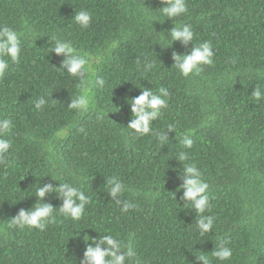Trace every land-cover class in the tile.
<instances>
[{
  "label": "trees",
  "instance_id": "trees-1",
  "mask_svg": "<svg viewBox=\"0 0 264 264\" xmlns=\"http://www.w3.org/2000/svg\"><path fill=\"white\" fill-rule=\"evenodd\" d=\"M186 3L188 12L171 20L158 10L160 0H0V24L24 42L20 62H10L0 82V119L13 121L5 137L11 136V153L0 165V264H68L72 258L79 264L88 246L84 236L107 234L130 245L141 264H197L195 256L203 253L211 264H264V99L250 96L257 85L264 89V0ZM80 10L92 14L87 28L72 20ZM174 24H190L194 44L210 41L221 51L227 61L219 53L221 70L181 77L172 53L186 54L193 45L171 46L164 35ZM53 36L88 55L90 81L105 80L103 88H91L86 112L69 109L62 96L70 100L82 90L78 78L53 68L46 50ZM38 85L56 95L40 111L33 97ZM161 86L170 92L168 108L153 128L174 127L165 146L153 134L137 137L124 129L127 100L141 88ZM177 107L193 115L176 118L171 111ZM185 135L194 141L191 149L182 148ZM182 150L210 186L204 215L215 223L203 237L190 203L177 193L183 166L175 158ZM50 177L75 183L91 198L82 218L56 214L44 231L9 227L20 209L34 206L39 183L59 186ZM111 177L124 182L121 198L136 208L123 213L111 201ZM155 189L161 195L154 197ZM45 202L57 211L62 203L55 193ZM221 242L232 249L229 261L211 256Z\"/></svg>",
  "mask_w": 264,
  "mask_h": 264
},
{
  "label": "clouds",
  "instance_id": "clouds-1",
  "mask_svg": "<svg viewBox=\"0 0 264 264\" xmlns=\"http://www.w3.org/2000/svg\"><path fill=\"white\" fill-rule=\"evenodd\" d=\"M160 3L164 6L158 10L164 17L171 20L188 12L186 0H160ZM72 20L81 28H87L92 21V14L88 10H80L75 12ZM194 36L195 33L190 24H174L167 37L164 35V38L170 42L171 46L174 42H179L185 48L190 43L193 45L186 54L172 53L173 67L184 78L199 75L201 71L209 74H215V72L220 71L221 64L218 62V56L221 53L224 61H226L225 55L216 47H213L210 41L194 44ZM23 43L20 33L6 24H0V82L4 83L3 77L9 69L10 62L12 64L20 62ZM48 43L51 46L46 48V50L55 60L53 68L58 70V74L66 79L67 76L79 79L81 94L71 97L70 100L68 95H62L65 100L69 101L68 108L81 113L86 112L90 106L89 92L91 88H103L105 80L99 76L94 81H90L87 78L88 73L91 71L89 66L90 58L87 54H81L71 43L54 36L50 37ZM57 60L60 65L57 64ZM144 67L146 71H150L153 64L147 63ZM234 79V73H230L228 75L230 83L233 84ZM2 88L0 87V94ZM35 89L38 91L33 97H39L34 104V109L37 111L43 109L48 103L47 100H55L56 98L54 94H47V90L43 86H35ZM250 96L259 102L264 99V89L257 85ZM169 97L170 92L164 86L159 87L155 91L152 88H141V94L138 97L127 100L130 107H127L126 128L124 129H128L131 135L137 137L153 134L160 145H167L170 141L169 133H174V127L168 125L165 130L156 131L153 128V123L161 118L164 110L168 108ZM198 108L205 110L209 107ZM193 111L187 107H177L172 109L171 112L176 118L186 119L193 115ZM12 128L13 121L11 118L0 119V165L6 166L8 163V154L12 147V142L10 141L11 136L10 140L5 137ZM181 145L183 149H191L194 141L189 135H185L181 139ZM175 159L183 166L177 177L181 181L179 188H177L179 199L184 201L185 205L190 203L196 214L195 223L197 230L200 236L203 237L213 229L215 223L214 216L204 215L211 208L210 186L203 179V173L197 165L188 162L190 161V156L187 151H180ZM50 178L52 181H59V186L54 187L52 183H39L34 195L36 198L34 206L29 210L20 209L17 215L10 219L9 227H16L21 230L29 228L44 231L50 224L56 222V214L75 221H79L82 218L85 207L91 203V198L75 183L61 181L58 177ZM106 186L107 195L111 201L115 202L121 212L127 213L137 207L134 202L121 198L127 188L118 177L107 179ZM53 193L62 201L58 211L54 210L52 204L45 202L46 197ZM153 195L154 197L161 195L160 190L155 189ZM171 195L175 199V194L171 193ZM84 241L88 246L83 253L82 259L79 260V264H141L133 248L126 244L124 240L111 234L100 235L98 239L84 236ZM211 256L221 262L229 261L232 257V249L227 247L224 242H221L214 247ZM195 259L197 264H211L209 256L205 253L195 256ZM67 262L68 264H77L75 258L69 259Z\"/></svg>",
  "mask_w": 264,
  "mask_h": 264
}]
</instances>
